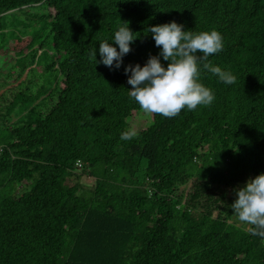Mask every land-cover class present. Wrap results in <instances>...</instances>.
Here are the masks:
<instances>
[{
	"label": "trees",
	"instance_id": "trees-1",
	"mask_svg": "<svg viewBox=\"0 0 264 264\" xmlns=\"http://www.w3.org/2000/svg\"><path fill=\"white\" fill-rule=\"evenodd\" d=\"M7 14L38 26L10 40L17 65L50 47L36 65L49 55L59 81L44 113L41 88L0 95V264H264V237L231 208L234 188L264 172V0H0V34ZM173 20L221 33L203 62L236 83L203 70L210 106L135 128L124 65L156 55L147 28ZM126 24L137 37L124 65H95L99 41ZM84 175L88 191L71 182Z\"/></svg>",
	"mask_w": 264,
	"mask_h": 264
},
{
	"label": "clouds",
	"instance_id": "clouds-1",
	"mask_svg": "<svg viewBox=\"0 0 264 264\" xmlns=\"http://www.w3.org/2000/svg\"><path fill=\"white\" fill-rule=\"evenodd\" d=\"M147 31L159 52L150 54L143 65H124L123 58L132 50L131 45L137 37L128 24L118 26L110 40L99 41V60L96 59V48L92 52L95 65L102 63L110 70H118L124 65L127 83L132 86L127 88L129 98L144 112L172 118L185 108L191 111L198 106H210L215 94L200 82L203 70L226 85L236 83L237 78L230 70L203 62L223 48V37L217 30H185L183 24L173 20L151 25ZM161 58L168 62L167 66L162 64ZM135 136L137 131L129 128L121 132L120 139L131 140ZM233 191L236 199L231 208L235 216L241 224L251 226L252 235L264 237V172L250 177Z\"/></svg>",
	"mask_w": 264,
	"mask_h": 264
},
{
	"label": "rangeland",
	"instance_id": "rangeland-1",
	"mask_svg": "<svg viewBox=\"0 0 264 264\" xmlns=\"http://www.w3.org/2000/svg\"><path fill=\"white\" fill-rule=\"evenodd\" d=\"M30 10L31 12L35 11L34 8H30ZM30 10H27V12L30 13ZM37 11L39 14L47 13L45 8H41ZM4 19L9 26L4 31V34H0V95H5L7 93V98L9 99V89H14L18 86H22L23 83L25 85L20 89L28 85L30 86L31 91L41 88V90L43 89L42 93L45 94H42L40 98L34 102V104H37L39 106V110H41L43 113L47 112L50 107L57 101L56 95L58 96V90L55 89L56 83L59 81L58 73L54 69L49 70L48 68H46V64L51 60V57H49V55L52 53V50H50V47L47 48L44 46H42V48L40 49V43L36 44L32 49L39 48L40 51L39 49L36 51V54L34 55V62L27 64V66L22 71L21 67L17 65L16 58H18L19 55H16L14 51L9 50L11 48V43L9 42L11 39H15L17 36L21 37V39H25L28 37L31 38V32L38 26L32 28V26L27 22H22V20L19 21L17 17L15 18L12 16L10 20L14 22L9 23V14H7ZM43 50L49 55L44 58V54L42 58H44L45 60L39 65H36L37 54L39 56L40 52ZM32 52V50L29 51L27 62L31 61L30 54ZM9 71L12 72L11 77H9ZM49 92L50 95L48 94ZM55 92L57 93L55 94ZM1 103H3V101L0 98V104ZM139 113V117L134 119V127L141 128L150 125L152 119H149L148 113L144 112L143 110L139 111ZM13 120H15V118ZM71 182L80 183L82 185L81 189H84L85 191H88L89 188L93 185V179L85 175L81 176L79 179L73 177Z\"/></svg>",
	"mask_w": 264,
	"mask_h": 264
},
{
	"label": "built area",
	"instance_id": "built-area-1",
	"mask_svg": "<svg viewBox=\"0 0 264 264\" xmlns=\"http://www.w3.org/2000/svg\"><path fill=\"white\" fill-rule=\"evenodd\" d=\"M76 166L77 167H80L81 166V163L80 162H77Z\"/></svg>",
	"mask_w": 264,
	"mask_h": 264
}]
</instances>
